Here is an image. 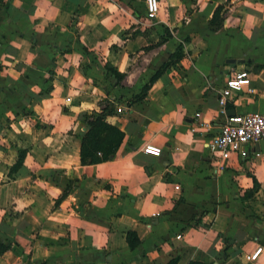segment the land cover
I'll use <instances>...</instances> for the list:
<instances>
[{
  "label": "crops",
  "instance_id": "0c3cea01",
  "mask_svg": "<svg viewBox=\"0 0 264 264\" xmlns=\"http://www.w3.org/2000/svg\"><path fill=\"white\" fill-rule=\"evenodd\" d=\"M159 6L151 20L144 0H0V238L17 244L0 264H264V137L217 173L206 148L234 72H249L255 93L234 94L227 115L264 113V0ZM179 44L183 56L136 100ZM106 105L123 140L113 159L81 165V116ZM57 174L72 182L58 203Z\"/></svg>",
  "mask_w": 264,
  "mask_h": 264
},
{
  "label": "trees",
  "instance_id": "16d2710c",
  "mask_svg": "<svg viewBox=\"0 0 264 264\" xmlns=\"http://www.w3.org/2000/svg\"><path fill=\"white\" fill-rule=\"evenodd\" d=\"M222 11V6H217L210 20V24L213 25V29H217L220 26V12ZM69 48L62 50L61 53L69 52ZM83 53H88V50L83 47ZM183 56L182 45L179 44L176 47L174 53L170 54L168 60L162 64V66L151 76L149 83L142 86L141 92L136 95L135 99H142L144 92H146L150 84H152L169 66V63L179 60ZM109 73L115 78V85H120L121 80L124 75L119 73L114 67L109 64L105 65L104 75L108 77ZM112 113V110L108 106H104L99 112H85L81 116V122L84 126V130L81 133L80 138V164L81 165H92L98 164L105 161L113 159L115 156L122 140L124 137V132L108 123L106 118ZM26 151L21 150L18 154V159L16 163L11 167L10 172L17 170L23 163V159ZM60 175L57 174L53 176L52 182L61 187L62 193L61 197L56 201L58 203L63 197L67 195V192L72 189V182L65 181L60 178ZM125 239L129 249L133 250L140 244V239L134 231H128L125 234ZM14 245H17L15 241L8 240L6 238H0V255L5 251L13 248ZM223 257L226 259L227 254L224 251ZM180 256L171 255L165 264H179ZM187 264H212V261H200V260H191ZM232 264H241L239 261H236Z\"/></svg>",
  "mask_w": 264,
  "mask_h": 264
},
{
  "label": "built area",
  "instance_id": "2783aa9c",
  "mask_svg": "<svg viewBox=\"0 0 264 264\" xmlns=\"http://www.w3.org/2000/svg\"><path fill=\"white\" fill-rule=\"evenodd\" d=\"M146 8V17L154 20L159 12V0H144ZM246 91L248 94H254L255 88L251 86V76L247 71H238L230 75L222 88L218 103L219 114L224 116V121L217 135L211 137L206 142V148L210 153L214 163V172H222L223 162L230 159L233 153L241 157L247 156L246 145L250 142H258L264 137V113L247 112L244 114L227 115L226 104L237 92ZM70 98H66L69 101ZM194 117L198 119L199 127H208V122L204 121L201 112H196ZM196 130V125L191 127V131ZM144 152L153 156H160L161 150L153 145H146ZM177 235L176 238H180ZM262 247H258L251 255H245V260H255L261 253Z\"/></svg>",
  "mask_w": 264,
  "mask_h": 264
},
{
  "label": "water",
  "instance_id": "95a60500",
  "mask_svg": "<svg viewBox=\"0 0 264 264\" xmlns=\"http://www.w3.org/2000/svg\"><path fill=\"white\" fill-rule=\"evenodd\" d=\"M233 63L235 60H230ZM212 264H218L216 261L212 262Z\"/></svg>",
  "mask_w": 264,
  "mask_h": 264
}]
</instances>
